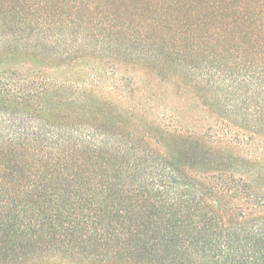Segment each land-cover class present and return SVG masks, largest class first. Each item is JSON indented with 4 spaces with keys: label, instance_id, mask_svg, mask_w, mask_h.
Listing matches in <instances>:
<instances>
[{
    "label": "trees",
    "instance_id": "1",
    "mask_svg": "<svg viewBox=\"0 0 264 264\" xmlns=\"http://www.w3.org/2000/svg\"><path fill=\"white\" fill-rule=\"evenodd\" d=\"M88 3L80 4L78 14L96 13L98 9L94 11ZM138 4L137 10L149 19L141 32L153 42L146 43L151 51L144 57L148 69L160 77L168 74L185 84L189 93L197 90L202 94L198 98L212 105L226 101L227 109L235 108L233 113L228 110V122L240 119L251 124L250 133L264 136V0H140ZM26 22L34 23L27 18L18 23ZM27 77L11 73L0 81V125H6L0 131V173H4L0 175V224L47 225L62 231L110 224L119 227L111 239L124 238L129 253L133 249L136 254L152 255L155 251L149 252L148 247L162 241L166 244L163 255L183 250L190 256L188 263L193 258L201 261L196 264H264L260 263L264 259L260 190L242 179L205 173L194 157L187 156L188 151L203 147L202 140L192 136L184 142V152L177 153L185 157L183 162L170 156L174 161L164 167L150 157L143 167L131 152L134 149L119 145L114 136L60 124L69 119L79 122L76 110L91 114V108L86 110L59 95L56 87ZM226 95L233 97V104H227ZM237 109L242 113L237 114ZM250 109L253 113H248ZM145 140L148 144L150 137ZM84 151L107 157L99 159L101 164L79 161L77 153ZM111 155L129 160L127 165L119 163L121 175L125 174L121 179L113 176L110 163L105 162L111 161ZM178 165L185 167L187 176ZM66 171L71 174L66 176ZM133 172L139 178L133 180ZM182 177L188 180L189 190L164 194L168 179ZM145 196L168 206L160 210L126 206L140 203ZM210 196L219 203L217 208L208 202ZM228 198L243 204L225 205ZM257 215H261L253 220L259 222L257 227L244 237L242 226ZM224 230L232 233L221 240L218 235Z\"/></svg>",
    "mask_w": 264,
    "mask_h": 264
},
{
    "label": "rangeland",
    "instance_id": "2",
    "mask_svg": "<svg viewBox=\"0 0 264 264\" xmlns=\"http://www.w3.org/2000/svg\"><path fill=\"white\" fill-rule=\"evenodd\" d=\"M139 1L0 0V81L11 73H19L37 83L56 87L59 95L86 110L91 108L92 113H85L86 116L76 110L79 122L69 119L60 124L83 132L85 129L91 130L97 136H114L119 145L134 149L131 152H135L143 167H146L150 157H153L156 165L164 167L174 161L172 158L170 160V156L185 161V157L182 159L177 153L179 150L184 152V142L195 136L202 140L204 148L188 151L187 156L194 157L195 163L205 168V173L244 180L260 190L264 203V136L250 133L251 124L243 123L240 119H229L231 121L228 122V110L233 113L235 108L227 109L224 106L226 101L212 105L211 101L199 99L198 96L202 94L197 90L189 93L185 84L168 74L160 77L157 76L158 72L148 69L144 57L150 55L151 51L146 43L153 42L141 32L142 27L148 26L149 19L137 10ZM82 3H88L98 10L95 9L96 13L92 11V14H78L77 8ZM25 18L34 23H18ZM148 31L153 32L151 29ZM192 62L195 63L194 60ZM83 93L86 94L82 96ZM226 96L227 104H233V97ZM2 105L0 102V112ZM237 112L242 113L239 109ZM4 126L0 125V131ZM119 127L122 130L119 131ZM148 136L150 142L147 144L145 139ZM147 146L150 150L143 152ZM77 155L79 161L93 160L100 164L102 161L99 159L107 157L100 152L93 154L84 151ZM111 157V161L105 162L110 163L113 176L121 179L125 174L121 175L119 163L127 165L129 160L117 155ZM116 162V168L112 167ZM176 168L180 169L179 165ZM213 168L216 170L209 171ZM183 169L185 167L180 169L182 175L187 176ZM38 172L36 168L35 173ZM5 173L17 174L12 171ZM137 173H131L134 174L133 180L139 178ZM65 174L69 176L71 171ZM99 174L101 172L93 175L96 178ZM129 180L134 184L131 178ZM179 180L168 179L164 183V194L189 190L185 185L187 179L182 177ZM140 195H143L142 191ZM140 199V203L132 202L126 206L136 210H160L168 206L167 203L150 201L147 196ZM209 199L208 202L215 208L219 206V203L211 201L215 200L214 197L210 196ZM224 203L229 206L243 204L229 198ZM260 216L250 218L251 224L242 226L244 233L240 234L249 236V232L259 223L253 220ZM109 226L65 227L62 231L60 228L49 229L47 225L0 224V264L201 262L191 258V263H188L190 256L183 250L179 251V247L178 254L163 255L161 251L166 244L162 241H154L151 246L155 248L148 247L149 252L155 251L152 255L136 254L133 249L130 251L134 253L132 255L128 252L129 242H125L124 238L111 239L110 234H115L117 231L114 229L119 227ZM231 233L224 230L218 236L224 240ZM179 245L182 246L181 243ZM262 262L264 259L260 260Z\"/></svg>",
    "mask_w": 264,
    "mask_h": 264
}]
</instances>
